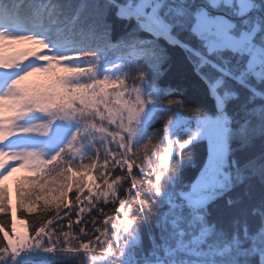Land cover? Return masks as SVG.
<instances>
[{"label": "snow or ice", "instance_id": "snow-or-ice-1", "mask_svg": "<svg viewBox=\"0 0 264 264\" xmlns=\"http://www.w3.org/2000/svg\"><path fill=\"white\" fill-rule=\"evenodd\" d=\"M0 264H264V0H0Z\"/></svg>", "mask_w": 264, "mask_h": 264}, {"label": "rangeland", "instance_id": "rangeland-1", "mask_svg": "<svg viewBox=\"0 0 264 264\" xmlns=\"http://www.w3.org/2000/svg\"><path fill=\"white\" fill-rule=\"evenodd\" d=\"M24 174L25 173H23V172H19V173L14 174L13 177L9 178V181L7 183H9V184L13 183L16 177H18L19 175H24Z\"/></svg>", "mask_w": 264, "mask_h": 264}, {"label": "trees", "instance_id": "trees-1", "mask_svg": "<svg viewBox=\"0 0 264 264\" xmlns=\"http://www.w3.org/2000/svg\"><path fill=\"white\" fill-rule=\"evenodd\" d=\"M129 83H131V81H129ZM187 172H188V174H192V173L195 172V169L194 168H190V169L187 170ZM19 176H22V175H19ZM144 243L147 246V243H148L147 237H145Z\"/></svg>", "mask_w": 264, "mask_h": 264}]
</instances>
